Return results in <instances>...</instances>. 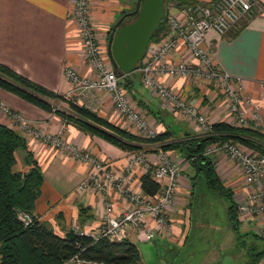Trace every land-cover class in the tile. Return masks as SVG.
<instances>
[{"label":"crops","instance_id":"crops-1","mask_svg":"<svg viewBox=\"0 0 264 264\" xmlns=\"http://www.w3.org/2000/svg\"><path fill=\"white\" fill-rule=\"evenodd\" d=\"M136 1H91V20L98 34L100 52L104 59L110 61L107 42L112 26L122 16L124 21H128L125 15L133 12ZM193 1L208 3L214 0ZM205 41L211 44L214 62L220 71L240 79L242 107L247 112L256 108L260 119L264 121V0H255L252 10L226 34L220 35L213 29L208 30L205 33ZM179 60L195 61L182 40L167 57V61ZM0 62L55 93L67 96L75 104L89 108L109 122L127 128L125 120L116 113L107 92L80 89L71 91V83L63 75L64 66H71L82 76H94L90 64L85 61L82 53L79 29L71 13V0H0ZM161 79L175 88L179 95L195 103L212 123L220 121L230 123L225 95L217 82L167 76H162ZM132 86L126 88L129 100L144 114L157 134L169 131L171 136L168 141L182 139L186 134L197 135L193 121L170 109L165 101L146 89L139 79L133 78ZM0 102L46 132H56L64 126L66 140L106 161L107 166L116 173L120 172L133 154L142 156L154 165L160 152H165L180 166L175 204L168 212L172 234L169 238L155 236L152 240L142 241H153V250L157 255L161 249H173L174 244L181 243L188 224V210L184 206L188 203L184 200L187 199L186 194L190 192L188 177L191 170L178 151H162L158 148V142L146 143V148L153 149L149 152L120 149L100 137L80 131L75 126L65 123L57 114L45 111L2 88ZM61 104L67 107L66 102ZM0 123L21 134L18 128L10 125L9 117L2 111ZM25 139L27 149L32 152L44 178L40 195L35 201L33 214L36 218L49 222L54 231L61 236L74 225L84 230L95 229L101 221L106 195L91 192L82 194L76 191L77 185L88 176L90 166L57 148L29 137ZM212 157L220 178L234 189L235 197L238 195L242 198L246 187L235 165L223 153L214 154ZM17 161L16 168L25 169L21 161L19 159ZM141 175H143L141 166L136 165L133 170L134 182H140ZM112 199L115 212L125 207V201L117 194L112 193ZM79 205L88 208L81 222L78 215ZM251 220L240 218V225H243L244 230L252 229L254 224ZM132 237L141 241L135 231L127 238L131 241ZM162 245H166L167 248ZM200 264H221V259L203 258Z\"/></svg>","mask_w":264,"mask_h":264},{"label":"built area","instance_id":"built-area-1","mask_svg":"<svg viewBox=\"0 0 264 264\" xmlns=\"http://www.w3.org/2000/svg\"><path fill=\"white\" fill-rule=\"evenodd\" d=\"M92 0H71V13L75 19L81 38L84 59L90 64L94 76H82L75 68L64 66L63 75L71 83L73 90H101L110 95L116 113L137 135L151 139L157 135L144 114L137 110L129 100L126 88L120 83L112 63L104 59L100 52L99 38L92 23L90 6ZM255 0H214L208 3L193 1L185 6H169L166 14L167 31L157 41H151L141 59L138 70L142 85L165 101L170 109L188 117L195 124L197 135L212 133V122L191 100L182 97L175 88L162 80L170 78H196L207 82H217L225 95L230 123L238 126H251L264 130V121L253 108L247 112L241 105L242 91L240 79L220 71L214 62L210 43L205 41V33L215 30L226 34L241 18L247 15ZM182 40L194 62L179 60L167 61L178 43ZM204 43H206L204 45ZM0 111L9 117L10 125L19 129L27 138L57 148L68 156L90 166L88 176L81 181L76 191L106 195L104 209L99 225L93 230H84L74 225L71 229L79 234L89 235L93 240L105 238L111 241L127 238L133 231L143 241L155 236L169 238L172 234L168 212L175 204L178 190L180 166L173 162L165 152H160L156 164L151 165L142 156L131 155L119 173L107 166L106 161L76 145L64 137V126L56 132H46L36 124L12 111L0 102ZM204 153L224 156L238 169L246 190L237 210L241 219L250 218L253 229L264 236V155L232 140H216L209 143ZM140 165L143 174L152 171V176L164 182L161 191L154 195L146 194L140 182H134L133 170ZM112 193L126 203L115 212ZM16 216L24 226L33 223L36 216L24 210H17ZM38 219V218H37ZM61 264H111L73 254Z\"/></svg>","mask_w":264,"mask_h":264},{"label":"trees","instance_id":"trees-1","mask_svg":"<svg viewBox=\"0 0 264 264\" xmlns=\"http://www.w3.org/2000/svg\"><path fill=\"white\" fill-rule=\"evenodd\" d=\"M190 2L193 0H165V15L150 42L159 40L167 31L168 7H181ZM126 16L127 20H130L134 13ZM114 70L125 88L133 87V78L139 79L137 70L129 74ZM0 88L45 111L57 114L65 123L100 137L120 149L149 152L153 149L146 148V143L158 142V148L162 151H178L191 170L188 177L190 191L194 187L196 177L201 175L209 189L217 191L227 199L231 227L233 231H238L241 221L235 191L220 178L213 155L205 154L204 149L216 140H232L264 155L263 130L220 121L212 124V133L207 136L186 134L182 139L168 141L171 133L166 130L151 139H146L128 128H121L109 122L83 105L75 104L67 96L55 93L1 62ZM57 102H66L67 107L54 105ZM18 159L25 169L16 168ZM43 180L42 170L32 152L27 149L25 137L0 123V264H61L63 260L76 253L85 258L111 264H142L138 248L128 238L116 241L100 238L94 241L91 236L79 234L73 229L66 230L61 236L54 231L49 222L39 221L37 218L28 226L22 225L16 212L24 210L33 214ZM140 184L143 192L150 195L161 191L163 186L153 178L151 169L141 175ZM87 209L82 205L78 206L80 222ZM251 230L254 231V236L264 240V236L257 233L253 227ZM254 256L250 264L258 263L264 257V248Z\"/></svg>","mask_w":264,"mask_h":264},{"label":"rangeland","instance_id":"rangeland-1","mask_svg":"<svg viewBox=\"0 0 264 264\" xmlns=\"http://www.w3.org/2000/svg\"><path fill=\"white\" fill-rule=\"evenodd\" d=\"M138 76L140 80V72ZM54 105L64 106L61 102ZM186 198L184 201L188 204L184 206L188 210V224L180 246L174 244L173 249H161L158 257L153 250V241L143 242L131 238L143 263L200 264L203 258L220 257L221 264H250L254 255L264 248V240L254 236L251 229L244 230L243 225H240L237 232L233 231L227 212V199L209 189L201 175L196 177L194 187L186 194ZM235 199L243 200L238 195ZM254 264H264V257Z\"/></svg>","mask_w":264,"mask_h":264},{"label":"water","instance_id":"water-1","mask_svg":"<svg viewBox=\"0 0 264 264\" xmlns=\"http://www.w3.org/2000/svg\"><path fill=\"white\" fill-rule=\"evenodd\" d=\"M134 16L119 18L111 28L107 53L114 69L123 74L138 70L148 44L165 15L164 0H137Z\"/></svg>","mask_w":264,"mask_h":264}]
</instances>
